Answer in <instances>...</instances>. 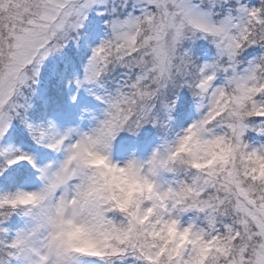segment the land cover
I'll return each instance as SVG.
<instances>
[{
	"label": "snow or ice",
	"instance_id": "obj_1",
	"mask_svg": "<svg viewBox=\"0 0 264 264\" xmlns=\"http://www.w3.org/2000/svg\"><path fill=\"white\" fill-rule=\"evenodd\" d=\"M0 264H264V0H0Z\"/></svg>",
	"mask_w": 264,
	"mask_h": 264
},
{
	"label": "clouds",
	"instance_id": "obj_2",
	"mask_svg": "<svg viewBox=\"0 0 264 264\" xmlns=\"http://www.w3.org/2000/svg\"><path fill=\"white\" fill-rule=\"evenodd\" d=\"M202 145L196 140V137H192L184 146V151L188 154L198 153L202 150Z\"/></svg>",
	"mask_w": 264,
	"mask_h": 264
}]
</instances>
